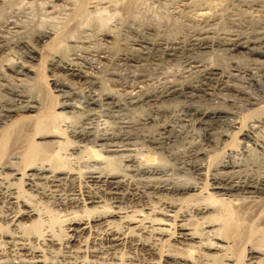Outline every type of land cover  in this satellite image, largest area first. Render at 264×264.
Wrapping results in <instances>:
<instances>
[{"label": "bare ground", "instance_id": "1", "mask_svg": "<svg viewBox=\"0 0 264 264\" xmlns=\"http://www.w3.org/2000/svg\"><path fill=\"white\" fill-rule=\"evenodd\" d=\"M88 3L78 0L71 16L60 27L57 22L54 33L42 32V39L54 35L50 41L63 45L77 38L82 23L107 26V15L89 10ZM202 15L213 22L206 10ZM212 33L205 28L190 45L204 55L225 49L231 56L225 60L213 52L195 81L174 82L155 93L136 91L123 102L95 89L100 75L92 73L97 71L69 61L54 66L71 78L52 74L53 87L44 91V99L17 89L13 103L0 101V264H264V92L251 91L263 81L264 37ZM136 45L162 48L151 41ZM168 45V55L181 51L179 43ZM40 53L31 47L24 60L8 62L14 78H1L48 81L36 69ZM104 55L103 65L109 60ZM78 83L95 90L80 91ZM180 96L218 102L203 108L191 104L187 110L195 111L194 120L171 121L164 104ZM146 104L153 113L132 115ZM86 112L91 122L84 118L76 124L74 118ZM97 116L114 128L108 123L111 128L96 129ZM195 124L209 131L227 124L220 131L222 146L191 140ZM164 155L180 166L168 164Z\"/></svg>", "mask_w": 264, "mask_h": 264}, {"label": "rangeland", "instance_id": "2", "mask_svg": "<svg viewBox=\"0 0 264 264\" xmlns=\"http://www.w3.org/2000/svg\"><path fill=\"white\" fill-rule=\"evenodd\" d=\"M2 1L0 0V75L2 74V76L4 77V75L9 74L12 76V78H14L11 73V70L8 69L7 66L9 65V63H12L10 64L12 66L14 61L19 62L27 58V53L29 49H31L32 47V49L35 48L39 50V53L41 52L40 53L41 58L43 59L41 60L42 61L41 65L36 66L37 72L40 73V76L44 75L45 77L43 78L48 77V81H45L47 82L45 84V82L42 79H39L38 80L39 82L28 81L29 82L28 83V82H22V81L19 82V80H17L16 82L15 81L16 79L14 80L12 78H10V81L9 79L4 80V78H1L2 76H0V101L2 102V104L13 103V100H15L14 93L17 91V89L18 91L19 90L27 91V93L33 96L35 95V97L37 96V97L43 98L44 96L45 98L44 91L50 92L51 88L53 87L52 82H51L52 74L53 75L55 74L57 76L60 75V77L62 76V78L66 77L65 73L62 72L60 68H57L54 65L57 63L58 64L68 63L69 61H70L69 63L76 62L75 64L78 65L80 68H82L84 71H88L90 73H91V70L92 72L97 71L96 73H92V74H94L95 76L96 74L97 76L100 75L99 76V79H100L99 86L100 85L101 86L100 87L94 86L95 89L99 91L98 89L101 88L102 91L104 92L107 91V93H110L116 96L118 99L122 100L123 102H126L127 100H129L130 98L129 96L136 91H140V93L142 94L155 93V92L163 90L167 85L174 83V82L175 83H178V82L187 83L193 80L194 81L197 80L198 78H200L201 74L203 73L201 70H204L206 66L210 65L212 61V57L214 56L215 53L219 57L223 56L222 57L223 59L228 60L231 55H230V52L225 49L210 50L209 52H205L207 54L204 55L202 52L200 53V49L190 45V43L200 34V32L204 31L205 28L206 30H210L211 32H213L212 34H214L215 36H224V35H227L228 33L242 32V35L243 34L247 35L248 37L253 38V39L255 37L256 39L264 37V13H261L262 11H264L263 10L264 0H252V1L249 0L251 1L250 3L252 5H250V3H247L248 0H242V1L241 0L239 1L238 0L237 1L236 0H208L210 5H208V2H206V0L204 1L203 0H130L131 2L130 6L133 8V9L130 8V11H127L124 8V4L127 1L129 2V0H126V2L125 0H121V1L120 0L119 1L118 0L117 1L115 0H99V1L89 0V3H88L89 10L94 11V12L102 11V13H104L105 16L107 15L108 17L107 22H106L107 26L105 25L103 28H101L99 27L98 23L95 22L97 24L96 25L93 22L94 23L93 26L90 24L91 26H88V28H86V24L82 23V25H80L79 28H81L82 26L83 28L78 29L79 30L78 35H76L77 40L75 39V36H73V39L70 38V39H67V41L64 40L63 41L64 43H62L63 45L59 43V45L57 44V46H55L54 42L50 41L52 40L51 37L53 38L54 35H52L51 37H45L42 39L41 34L42 32L47 31V30L54 33L55 25L57 26L59 24L57 22L61 23L62 21L63 23V20L65 21L66 20L65 18L67 16H68L67 19L69 18V16H71V14L74 11L73 9L75 5L77 4L78 0H13V1L9 0L6 2H4L5 1L4 0L3 2L5 4H3ZM197 1L199 2L198 5L196 4ZM212 1H214V4H212L213 3ZM230 1L232 3H230ZM9 2H12V3L10 4ZM238 2L242 3V5L239 4ZM217 3L218 5H216ZM222 5L225 8L222 7ZM53 6L55 9L52 8ZM237 6L241 7V9L238 8ZM261 7L263 9H261ZM229 9L231 10V12L229 11ZM71 10L73 11L71 12ZM204 10H206L208 15L211 16V20H213V22L211 23L213 24L211 23L208 24L206 23V20L204 21L205 15H202ZM224 10L227 13L228 12L229 13L225 14ZM237 10H239L238 11L239 13L237 12ZM232 11H233V14H232ZM249 11H253V12H249ZM234 12H237V13H234ZM259 13L261 14L259 15ZM193 14H196V15H193ZM198 14H200L203 17H200L199 15L200 18H198ZM235 14H237L238 16ZM191 15L193 16L191 17ZM215 15H218V16L216 17ZM258 15L260 17H258ZM234 16H237V18ZM224 17L226 18L223 19ZM227 17L229 19H227ZM257 17L259 18V20ZM201 18H204V19H201ZM191 19L193 21V25H192V21H190ZM254 19L256 20L254 21ZM43 20L47 23L45 24ZM249 22L250 23L252 22V23L250 24ZM255 22L258 23L256 26H254ZM62 23L59 24L58 26L60 27ZM225 25H227V27H224ZM58 26L56 27V29L59 28ZM210 26H212V28ZM222 26L224 27V29ZM254 27H256L255 32H254ZM52 28L54 30H52ZM218 28H221L223 30H220ZM249 28L252 29V32ZM41 29H43V31ZM218 30H220L221 32H219ZM251 33L253 34L251 35ZM106 34H110V36ZM112 36L116 38L114 39V42H115L114 46H112L108 42L112 39ZM192 36H194L195 38H193ZM38 40H40L41 42L40 41L38 42ZM140 41L157 42L161 44L162 48L159 49V47H157V49H155L156 47H146V46L138 47L136 43ZM172 43L181 44V46L179 45L181 51L177 52L178 54H181V56L180 55L178 56L177 53H175L176 55L174 54L168 55L164 51V47H167L165 45L169 44L168 46H170ZM64 44H65V47L67 46L66 48L64 47ZM104 44L106 45L104 46ZM191 48L193 50H191ZM162 49L164 52L162 51ZM67 50H68V56H66ZM118 50L120 51V53L118 52ZM213 52L214 54H212ZM189 54L191 56H189ZM200 54H202V56ZM103 55L109 59L106 61V63H108L107 64L108 67L106 66L108 70L104 66L106 65V63L103 65V63L101 62V56ZM207 55L209 57L207 58L204 57ZM199 57L201 59H199ZM196 59H198V62ZM193 60L195 61V63ZM204 60H206L207 62H205ZM202 61H204L205 63ZM16 62L14 64H16ZM198 63L200 65H197ZM93 65H94V68H92ZM98 65H101L102 67ZM103 68L106 69L107 71L104 70ZM199 69H200L201 74L199 72ZM101 70H104V72H101ZM261 72H260L261 81L263 80L261 85L258 84V85H254L253 87L251 86V91L254 90V92H256L257 94H259V91L260 93L264 92L263 90L264 89V75H263L264 70L262 73ZM198 73L200 75H198ZM67 77L71 78V76H68V75ZM8 81L11 83H9ZM87 86L86 84L81 85L80 83H78V88L80 87L79 90L83 92H86L94 88V87H90V86L87 87ZM254 92H251V93L253 94ZM185 98L186 97L180 96L164 104L166 107L170 109V113L168 116L169 120L174 121L180 118H185V119L189 118V119L194 120L195 115H192V114H194L195 111L192 110L193 111L192 112V111L187 110L189 105L193 104L196 106V108L197 107L203 108V107H209L210 105H215L218 102V99L215 97L213 98L200 97L201 99L197 97L192 100L188 97L186 99ZM149 105L150 104L148 105L146 104L144 105V108H141V109L138 108L137 110H135V112L132 115L135 117H138V116L147 115L149 113H153L154 108H152V106L151 105L149 106ZM90 113L91 112H89L88 114L86 112L85 113L86 115L83 114V115H79L75 117L76 119L74 118V120L76 121V124L77 123L79 124L80 123L79 121H81V123H83L84 121L91 122L93 117H92V114ZM97 117L98 118H95V120L92 121L93 123L92 125H95L94 123L97 122L95 125L96 129L99 130V128L101 129L102 126L104 129L106 127L111 128L110 126H113L112 128H114V124L112 125V122H106L107 123L106 124L103 121L105 119V118L102 119L103 116L101 117L97 116ZM99 120H101L102 122L101 121L99 122ZM108 123L110 124V126L108 125ZM105 124L107 126H105ZM226 125L227 124L216 125L213 129L209 131L206 128V126L204 128V125L195 124L191 131L193 134L192 135L193 139L191 138L190 139L193 141L195 140V142H201V143L206 142L205 144H211V145L213 143L218 142L219 145L217 146L220 147V145L222 146V139H221L222 133L220 131L223 132L224 130H226L227 127L229 128V126L228 125L226 126ZM103 128L101 130H104ZM209 133H211L212 135ZM261 134L264 135V131ZM210 140H213V142H211ZM188 146L189 145L187 143L186 147ZM163 158H164L163 159L164 161L166 160V162L172 166H176V167L180 166L178 163L175 164V160H172L169 156L167 157L164 155Z\"/></svg>", "mask_w": 264, "mask_h": 264}]
</instances>
